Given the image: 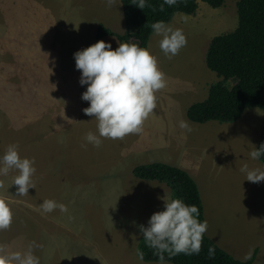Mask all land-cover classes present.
Masks as SVG:
<instances>
[{
	"label": "rangeland",
	"instance_id": "rangeland-1",
	"mask_svg": "<svg viewBox=\"0 0 264 264\" xmlns=\"http://www.w3.org/2000/svg\"><path fill=\"white\" fill-rule=\"evenodd\" d=\"M237 1L226 0L217 9L198 1L195 14H175L168 24L182 29L188 43L172 59L151 35L147 48L157 57L167 87L156 94L157 109L143 133L85 148L83 138L96 132L97 122L83 112L89 106L81 99L87 85L79 84L73 53L100 41L95 37L100 24L116 34L134 32L119 0L112 7L106 0H0V155L16 144L36 167L35 189L28 195L17 196V186L9 187L14 218L0 231L4 253L24 252L36 241L41 264H137L138 225L147 226L149 217L163 210L162 198L172 195L164 184L137 179L133 170L163 163L195 181L208 222L205 235L214 244L223 250L225 244L227 253L239 248L244 255L247 249L237 246L235 236L248 224L246 236L254 229L259 233L252 242L262 241L258 252L264 263L259 202L264 204V182L244 180L240 172L245 163L264 170L249 156L264 113L249 108L239 120L223 124L186 118L187 109L221 80L206 67V54L214 37L236 29ZM101 40L113 50L119 46L113 36ZM181 120L189 122L190 132L179 127ZM9 173L6 188L17 175ZM48 199L66 205L67 212L57 208L43 214L39 204Z\"/></svg>",
	"mask_w": 264,
	"mask_h": 264
},
{
	"label": "clouds",
	"instance_id": "clouds-1",
	"mask_svg": "<svg viewBox=\"0 0 264 264\" xmlns=\"http://www.w3.org/2000/svg\"><path fill=\"white\" fill-rule=\"evenodd\" d=\"M181 0H163L159 11L163 12L165 5L177 6ZM115 0H106L112 7ZM132 4L141 10L152 7L149 0H132ZM156 11V9H153ZM153 37H158L160 51L172 59L187 46V37L182 29L174 28L165 21H156L151 25ZM75 68L80 71L79 84L87 85L81 99L89 106L83 109L85 115L92 117L96 124V132L89 131L84 136V144L100 148L105 139L123 140L128 135H140L144 123L157 109V93L167 87L165 74L159 69L157 57L148 48L132 43H119L112 49L110 43L103 40L73 53ZM50 71V69H49ZM179 127L186 132L191 131L189 122L181 120ZM252 160L264 157V144L259 149L253 147L249 153ZM15 171L12 183L7 189L17 186V196L28 195L29 189H35L33 177L36 173L35 160L22 157L18 145L7 146L0 155V176H7ZM240 172L244 180L252 183L264 182V170L250 168L245 163ZM243 180V181H244ZM4 184L0 181V189ZM7 189H5L7 191ZM163 210L154 212L147 221V226L138 225L145 246L152 250L158 264H168L173 257L199 255L208 230L207 220H199L200 212L196 205H189L183 199L171 196L163 197ZM57 208L67 212V206L58 204L55 200H44L39 204L43 214H49ZM14 214L9 203L0 198V231L9 229L13 223ZM41 247L36 241H31L24 252L11 251L4 253L0 249V264H41L40 257L34 250ZM215 247L209 246L208 258H215ZM254 249L244 255L245 261L251 260ZM137 264H145V253L137 247L135 250Z\"/></svg>",
	"mask_w": 264,
	"mask_h": 264
},
{
	"label": "trees",
	"instance_id": "trees-1",
	"mask_svg": "<svg viewBox=\"0 0 264 264\" xmlns=\"http://www.w3.org/2000/svg\"><path fill=\"white\" fill-rule=\"evenodd\" d=\"M198 1L217 9L226 0H181L177 6L165 5L163 12L159 5L163 0H149L152 7L139 9L132 0H119L126 25L133 33L116 34L98 25L96 39L113 36L119 43L135 41L140 47L147 48L152 35L151 25L156 21L170 23L177 13L195 14ZM238 25L230 33L216 36L210 42L206 54V67L216 74L219 80L208 91V96L201 102L192 104L186 111V118L195 124L213 121L233 123L239 120L244 111L257 108L264 113V0H238L236 4ZM156 9V11H153ZM233 82L231 86L228 84ZM264 144V126L259 136L256 149ZM264 164V157L258 160ZM137 179L156 181L164 184L171 191L173 198L179 197L186 204L196 205L199 220L204 221V210L198 187L191 176L184 170L163 163H151L138 166L133 170ZM209 246L215 247V258H208ZM145 253V263H158L152 250L145 246L143 236L137 245ZM253 259L239 261L214 244L205 234L199 255H177L169 264H252Z\"/></svg>",
	"mask_w": 264,
	"mask_h": 264
},
{
	"label": "crops",
	"instance_id": "crops-1",
	"mask_svg": "<svg viewBox=\"0 0 264 264\" xmlns=\"http://www.w3.org/2000/svg\"><path fill=\"white\" fill-rule=\"evenodd\" d=\"M260 167H263V166H260ZM10 179H11L10 178V173L7 176H4V178H1L0 177V181H2L3 184H4V188H3L4 190L1 189L2 192H0V198H4L5 200H7V202L9 203V205H10V201H11V196H10L11 192H10V188L7 191H5V189H7L6 188L7 183H5V181H9L10 182ZM5 192H6V194H5ZM253 201H255V200L253 199ZM259 202H260L261 209L264 212V204L261 202V200H259ZM247 228H248V224L247 225H244L243 230H242V234L241 235H238V236H235L238 239V243H239V245H237V246L238 247H245L247 249V250H244V255L249 251V249H254V252H253V255H252V258H254L253 259V264L255 262L254 260H256V259H257L256 264H264L263 263V258L261 256L260 252H258L259 247L262 245V241H261V243H259V241L252 242L253 239L254 240L255 239H258L259 233H258L257 229H254V230H252L250 232L251 233L250 235L246 236L247 235ZM231 248H233V247L231 246ZM224 249L227 250V248H225V244H224ZM236 249H238V251H235L233 253L232 251L229 250L230 251L229 253L231 255H233L235 258H237V259H239V260H241V261L244 262L245 261L243 259L244 255H242V256L239 255L240 249L239 248H236Z\"/></svg>",
	"mask_w": 264,
	"mask_h": 264
}]
</instances>
